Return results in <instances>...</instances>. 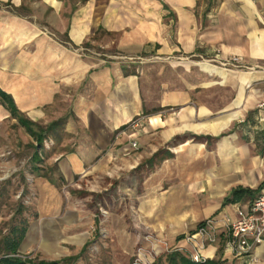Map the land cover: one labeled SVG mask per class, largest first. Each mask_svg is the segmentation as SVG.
<instances>
[{"label": "crops", "instance_id": "obj_1", "mask_svg": "<svg viewBox=\"0 0 264 264\" xmlns=\"http://www.w3.org/2000/svg\"><path fill=\"white\" fill-rule=\"evenodd\" d=\"M84 46L174 58L132 66L79 52ZM199 55L237 57L242 68ZM249 66H264V0H0V95L16 111L0 96V127L9 117L63 126L70 137L61 145L71 143L56 161L63 178H106L101 192L132 196L122 221L130 234H114L117 217L103 220L106 264H130L146 231L159 241L152 264L191 262L195 250L219 264H264V240L251 260L223 250L221 228L214 243L186 238L207 218L233 219L264 189V72ZM139 116L132 137H115ZM39 184L42 212L27 221L17 256L62 260L80 218L73 209L54 216L57 189ZM236 189L251 191L225 201Z\"/></svg>", "mask_w": 264, "mask_h": 264}, {"label": "rangeland", "instance_id": "obj_2", "mask_svg": "<svg viewBox=\"0 0 264 264\" xmlns=\"http://www.w3.org/2000/svg\"><path fill=\"white\" fill-rule=\"evenodd\" d=\"M78 51L106 59H116L115 57L121 54L99 46H84ZM197 59L214 63L223 69L237 68L221 65L224 59H217V57L199 55ZM129 65L139 64L129 63ZM261 68H257L256 71L264 72ZM262 123L261 126L264 127V122ZM50 125L31 122L24 118L9 117L0 127V214L3 217L0 223V236L9 232L13 220L16 224H19L21 219V222L27 223L30 218L42 212L41 204L45 199L43 192L41 193L42 189L38 187L41 181H48L57 189L60 203L58 210L54 211V216H61L67 209H73L71 215L80 218L79 221L77 219L79 224L70 226L69 229L70 235L75 237L69 245L71 256L76 257L72 264H106L109 260L107 250L110 234L103 220L111 216L119 219L117 225L113 227L116 235L125 233L124 231L126 234L131 232L132 225L125 226L123 222L129 221L127 217L132 216L133 210L130 208L132 196L127 193L113 194L110 189L101 192L104 187L110 188V180L98 176L64 179L56 161L62 152L65 153L71 149V143L66 146L61 145L63 140H69L70 132L65 131L63 126ZM138 132L141 133L139 130ZM262 132L263 130H258L260 138L264 141ZM40 136L41 141L38 140ZM120 170L124 171L122 172L124 175L128 169ZM83 235H86V238L84 237L83 242H78L77 238L82 240ZM138 235V239L143 236ZM82 245H84L83 250L80 251Z\"/></svg>", "mask_w": 264, "mask_h": 264}, {"label": "built area", "instance_id": "obj_3", "mask_svg": "<svg viewBox=\"0 0 264 264\" xmlns=\"http://www.w3.org/2000/svg\"><path fill=\"white\" fill-rule=\"evenodd\" d=\"M115 58L123 62L139 64L143 61L167 60L170 57H144L142 55L129 56L120 54V56ZM177 59L180 60L184 58L177 57ZM221 65L237 68L242 67L239 65L237 57L224 59L222 60ZM246 68L256 71L257 68L261 67L249 66ZM261 69L264 71V67ZM263 106L264 103L260 104V107ZM141 121V116L131 120L127 125L118 129L115 137H119L127 132L129 137H132L137 128L140 127ZM130 143L133 148L137 146L136 140H132ZM219 228H221L220 232L223 237L224 251L231 253L234 257H243L253 260V250L264 240V189L253 199L248 208L242 209L236 207L235 217L233 219L225 218L222 223L218 224V221L215 218H207L197 226L193 234L187 235L186 238L188 241H191L194 236H198L202 237L205 243H214L221 235V233H219ZM142 235L143 236L139 239V244L133 252L130 264H152L155 260L154 247L159 241H157L151 233H145ZM190 258L194 262L205 260L197 250L190 254Z\"/></svg>", "mask_w": 264, "mask_h": 264}, {"label": "trees", "instance_id": "obj_4", "mask_svg": "<svg viewBox=\"0 0 264 264\" xmlns=\"http://www.w3.org/2000/svg\"><path fill=\"white\" fill-rule=\"evenodd\" d=\"M2 101L5 103L7 108L11 111V115H15V107L12 104V101L6 97L4 94L0 95ZM23 122V121H22ZM29 122V121H28ZM39 141L42 140V137L40 136L38 138ZM264 186V181L261 183V188ZM250 189H236L230 198H226L225 201L232 202L234 200H237L241 197V193H249ZM26 223L21 222L20 225L11 226L9 229V233H7L6 236L2 237V244H5V251L2 257L0 258V264H72V262L75 260L76 257L70 256L66 257L62 260H53V261H46V260H32L26 256L25 258L17 256V246L21 240V238L24 235V232L26 230ZM11 234V237H9ZM9 237V239H8ZM11 239V240H10ZM182 264H219L217 261H201V262H194L191 260L189 261H183Z\"/></svg>", "mask_w": 264, "mask_h": 264}]
</instances>
